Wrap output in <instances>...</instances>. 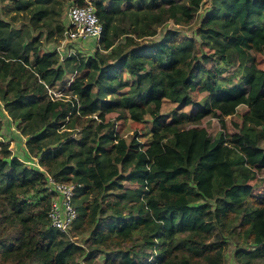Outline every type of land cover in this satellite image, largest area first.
<instances>
[{
    "label": "trees",
    "instance_id": "trees-1",
    "mask_svg": "<svg viewBox=\"0 0 264 264\" xmlns=\"http://www.w3.org/2000/svg\"><path fill=\"white\" fill-rule=\"evenodd\" d=\"M12 1L22 21L0 17V115L43 170L0 141V264H83L105 251L102 264H222L226 237L238 264H264V199L250 182L264 168V0H210L194 35L174 25L188 24L202 0H91L97 48L62 60L42 47L44 26L62 35L63 23L51 28L62 1ZM83 69L67 96H49L46 85ZM164 98L191 108L166 121ZM239 105L247 108L228 141L224 117ZM146 114L145 146L115 128ZM207 115L220 122L215 135L201 125ZM47 174L75 183L71 232L87 231L83 244L50 224Z\"/></svg>",
    "mask_w": 264,
    "mask_h": 264
},
{
    "label": "rangeland",
    "instance_id": "rangeland-1",
    "mask_svg": "<svg viewBox=\"0 0 264 264\" xmlns=\"http://www.w3.org/2000/svg\"><path fill=\"white\" fill-rule=\"evenodd\" d=\"M58 1V0H57ZM63 5L62 12L59 15L52 14L51 20L52 25L51 28L54 29L57 22H61L64 25L68 23L66 18V9L67 7L73 3L72 0H61ZM12 0H0V17L1 18H11V16H15V23L20 24L21 23V15L16 14L12 10ZM57 3H55L56 5ZM126 3H122V6H125ZM210 0H202L201 5L197 13L194 15V17L190 20L188 24L184 25H174L177 27L181 34H188V35H194V30L197 28L200 20L204 17L203 15L207 12V9L209 8ZM263 22H264V15H263ZM171 25V24H170ZM47 27H43V35H42V47L47 48L49 45H53L54 47L60 43V35L57 32H54V37H47ZM37 32V30H35ZM160 30L156 33L154 38L160 37ZM122 38V37H121ZM197 43L195 45V52H199L198 49V38L195 36ZM98 40L94 38H86L85 40H73V41H66L63 43V47L66 48V50H71L72 53L76 54L79 52V54L83 57L87 55H92L94 53L95 48H97ZM206 51H209V48L204 47L203 48ZM259 58H261L258 62L259 66L264 67V58L261 57V55H258ZM206 64H211V60L207 61ZM87 72V69H83L77 73H70L67 72L63 79L60 81L54 83L52 85V88H63V92H67L69 83L74 78L75 74H78L80 76L84 75ZM230 70L223 73L222 76H229ZM123 76L125 78H128V75L125 71H123ZM193 97L196 100H200L202 96L205 94L204 92H201L197 89L191 92ZM176 103L171 102L168 99H165L161 111L164 112L166 115L170 113V111L175 107ZM244 106L240 105L237 108L236 114L233 115H227L224 117V132L227 134V140L229 141V134L233 133L237 130L234 123L240 121V113L243 111ZM2 110L0 109V112ZM3 124L0 134V141H4L8 143V148L10 149V152L14 156H18L19 158L23 159L28 165H33L32 161L34 160V157H29L27 155V150L25 147V136L22 135L19 130L16 128V124L14 120H11L9 117L0 115ZM108 118H114L115 113H110L107 115ZM166 117V116H165ZM167 118H170L169 116ZM189 125V124H188ZM191 125V124H190ZM201 125L205 126L208 130V132L211 135H215L220 129V122L217 120L214 116H204L201 120ZM115 128L118 131L124 130L125 132L128 131V133H134L137 132V138L140 139L143 146H145L149 140L151 139L152 133L150 132L152 128V120L149 114H146L143 121H133L130 118L125 119H118L115 121ZM260 145L264 147V142L260 141ZM34 166V165H33ZM36 167V166H35ZM261 179V180H260ZM253 183L254 189L252 191L254 198L257 200L264 199V168H262L255 179H252L250 181ZM127 186H131L130 184H127ZM88 235L87 231L84 232H71V236L75 239L76 242L83 244L84 238ZM244 248H250L249 245H245ZM237 246H235V240L231 237H226L225 239V250L224 255L222 258V264H238V261L236 260L235 252H236ZM113 253L109 251H105L99 254H96V256L91 261H85L83 258L80 259V261L83 264H102L105 257L107 255H111ZM263 261V258H254L252 260L253 264H260Z\"/></svg>",
    "mask_w": 264,
    "mask_h": 264
},
{
    "label": "built area",
    "instance_id": "built-area-1",
    "mask_svg": "<svg viewBox=\"0 0 264 264\" xmlns=\"http://www.w3.org/2000/svg\"><path fill=\"white\" fill-rule=\"evenodd\" d=\"M85 4L72 3L66 9L67 25L62 32L60 43L55 46L60 60L69 54H74L71 50H66L63 43L73 40H85L86 38L99 39L102 32V23L96 13V8L91 0H85ZM47 93L51 98L67 96L63 88H52L46 85ZM32 164L42 169L34 157ZM46 186L53 194L47 210V217L52 226L66 233L69 239L77 244L71 236V227L76 216V210L72 202L75 183L72 181L56 180L51 175H46Z\"/></svg>",
    "mask_w": 264,
    "mask_h": 264
},
{
    "label": "crops",
    "instance_id": "crops-1",
    "mask_svg": "<svg viewBox=\"0 0 264 264\" xmlns=\"http://www.w3.org/2000/svg\"><path fill=\"white\" fill-rule=\"evenodd\" d=\"M165 99H166V98H164V99L162 100L161 107H162V105H163ZM171 102H172V101H171ZM173 103H176V104H174L175 107L173 108V109H176V110H185V111H188V110L191 108L190 105H183V106H182V105H179L177 102H173ZM239 106H240V105H239ZM239 106H238V107H239ZM243 106H244V108H245V109H243V111H244V110H246L247 107H246L245 105H243ZM238 107H237V108H238ZM160 111H161V109H160ZM161 112H162V111H161ZM162 113H164V112H162ZM145 116H146V115H145ZM145 116H144V118H145ZM168 116H169V114L166 115V117H165V120H166V121H168V120L170 119V118H167ZM169 117H170V116H169ZM138 122H139V121H138ZM140 122H141V121H140Z\"/></svg>",
    "mask_w": 264,
    "mask_h": 264
}]
</instances>
